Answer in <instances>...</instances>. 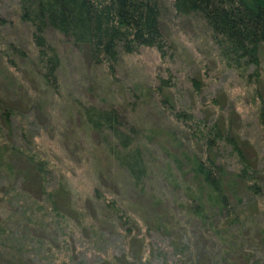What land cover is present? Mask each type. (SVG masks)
Wrapping results in <instances>:
<instances>
[{
	"label": "trees",
	"instance_id": "obj_1",
	"mask_svg": "<svg viewBox=\"0 0 264 264\" xmlns=\"http://www.w3.org/2000/svg\"><path fill=\"white\" fill-rule=\"evenodd\" d=\"M19 3L20 21L30 28L33 49L24 51L15 43L2 46V65L9 70L16 69L14 56L28 59L42 87L49 86L52 92L58 91V86H61L59 71L62 65L55 45L57 37L73 48L86 47L90 62L106 65L110 75L120 53L130 54L142 46L157 48L161 56L165 53L159 0H19ZM169 4L177 15L198 20L207 28L210 40L218 50L217 55L224 59L227 66L247 74L248 81L249 74L258 75L256 69L264 54V0H169ZM4 21L0 16V24ZM60 41L57 40L58 43ZM33 50L36 51L35 57ZM251 66L254 70L246 73ZM133 85L136 86L135 82ZM192 85L195 90L198 89L196 78H192ZM141 87V93L132 92L134 99L128 102L132 105L137 97L141 101L142 98L155 96V101L166 114L164 119L167 123H157L154 119L143 128L138 120L140 111L134 112L136 107L131 110L134 112L132 119L126 113L125 117L114 104L81 103L80 109L85 125L98 135L103 148L137 192L141 196H151L152 207H161L159 215L135 206L136 203L128 198L109 195L106 189L104 191L100 189L102 186L96 185L90 194L97 206L91 209L94 215L78 219V222H83L78 234L91 232L86 236H76L77 239L81 244L84 237L87 244L103 241L99 222L105 218L114 232L122 234V239L130 237V241L136 244L137 250L132 255L139 259L145 233L149 229L174 230L178 236H189V230L196 229L201 237L211 239L213 251L206 253L204 250L206 254L198 255L195 263L193 260L190 262L193 259L190 255L179 260L178 264H221V256L224 264L241 263L254 251L250 248L264 247V184L258 176L260 169L245 159L237 137L222 121L204 119L188 110L176 108L169 101L168 84L157 82L150 85L144 82ZM132 88L134 91L139 89ZM13 113L14 109L0 98V178L6 181L5 187L19 177L26 179L27 174L38 179V190L40 194L41 191L44 193L46 199L42 201V207L48 210V214L53 212L58 216L59 221L64 218L69 224L53 197L66 195V207L69 208L71 189L67 179L63 177L64 181L55 191L47 189L44 178L49 170L45 160L40 161L41 158L24 150L11 137L3 139V134L11 133ZM154 147L163 153L161 161H158L157 154L152 159L157 164H154L155 170L151 168L153 164L148 156ZM228 149L236 160L231 168L222 161L225 158L223 153ZM154 172L163 179L159 194L151 189L150 183L147 184ZM65 184L67 187H64ZM4 193L0 192V256L3 259L8 256L13 263L17 255L18 262L25 264L36 258L33 252L41 253L45 240L25 239L32 245L30 251L6 248L3 231L5 226L11 225V215L5 214L6 206L1 203ZM27 209L29 212L24 208L22 211L32 213L31 206ZM60 226L56 223L58 232L63 229ZM61 241L60 238L55 248L50 244L45 253L52 256L57 264H72L69 263V255L72 258L77 254L80 248L75 246L79 242L76 243V238L69 240L72 248L68 249L60 248ZM249 244L252 247H248ZM100 249L95 251L102 254L100 261L104 260L105 264H118L116 260L130 256L129 253L117 255Z\"/></svg>",
	"mask_w": 264,
	"mask_h": 264
},
{
	"label": "rangeland",
	"instance_id": "obj_2",
	"mask_svg": "<svg viewBox=\"0 0 264 264\" xmlns=\"http://www.w3.org/2000/svg\"><path fill=\"white\" fill-rule=\"evenodd\" d=\"M159 2L165 53L161 56L157 48L147 46L130 54L120 53L112 75L108 73L106 65L90 62L86 47L73 48L57 37L60 42L55 39V45L62 65L59 71L61 86H58V91L52 92L49 86L42 87L40 78L31 68L28 59L14 56L16 69L10 70L16 73L12 74L2 65L4 57L0 53V98L14 109L10 121L11 133L3 134V139L11 137L24 150L41 158L40 161L45 160L49 170L48 176L44 178L47 189L55 191L64 181L63 177L67 179L71 189L69 208L66 207V195L53 196L57 207L65 215V219L69 220L67 224L64 218L59 221L58 216L53 212L48 214V210L42 207V201L45 202L46 199L44 193L41 191L40 194L38 190V179L25 174L26 179L21 180L19 177V180L5 187L6 181L0 178V192H5L1 203L8 208L4 210L5 214L11 215V225L5 226L3 231L6 248L30 251L32 245L25 239L45 240V248H41V253L38 255L33 252V257L36 258H29L25 264H57L52 256L45 253L47 247H58L57 243L61 238L60 248H72L70 241L76 238L77 243L79 240L76 236H86L91 232L89 230L78 234V228L82 230L83 225L78 219L94 215L91 209H96L97 206L92 201L95 198L90 194L96 185L102 186L100 189L104 191L106 189L109 195L128 198L136 203L135 206L159 215L161 207H152L151 196H141L137 192L123 170L115 165L103 148L98 135L85 125L81 103L99 102L103 106L114 104L130 119L134 112L140 111L138 120L142 127L154 119L157 123H167L164 119L166 114L155 101V96L142 98L143 101H139L137 97L132 105L128 100L133 101L132 92L137 95L138 92L141 93L144 82L150 85L157 82L168 84L169 101L176 108L188 110L204 119H218L230 129L237 137L245 159L260 169L258 176L264 184V54L256 69L258 75L249 74L248 81L247 74L227 66L224 59L217 55L218 50L210 40L207 28L200 21L174 13L169 0ZM0 16L5 19L0 24V48L15 43L24 51L33 49L30 28L20 21L19 0H0ZM32 54L35 57L36 51L33 50ZM253 70L251 66L246 73ZM192 78L198 80L197 90L192 85ZM134 82L136 86L133 85ZM132 87L139 89L134 91ZM151 95H154L153 91ZM135 107L136 110L132 113ZM157 148L154 147L148 156L152 160L157 154L158 161H161L163 153ZM223 156L225 158L222 161L231 168L236 160L230 150H225ZM18 163L22 165L21 162ZM152 164L150 166L155 170L157 164L153 160ZM161 179L154 172L147 183L158 194L162 186ZM30 206L32 213L22 211L24 208L29 212L27 207ZM55 222L63 227L61 232L56 230ZM99 226L103 241L87 244V239L84 237L82 242V237V244L79 242L75 246L80 248L77 254L72 258L69 255V263L105 264L104 260L100 261L102 254L95 251L99 248L117 255L130 254L125 259L116 260L118 264H178L179 260L190 255L193 257L190 262L193 260L195 263L198 255L213 251L211 239L201 237L200 231L196 229L189 230V237L187 234L175 235L177 233L174 230L164 232L152 228L145 233V241L141 246L142 255L138 259L132 255L137 248L130 237L122 239V234L114 232L105 218L99 222ZM21 246L23 247L20 249ZM248 247H252V244ZM250 249L254 251L238 264H264V247ZM7 262L11 263L8 256L4 259L0 256V264ZM219 262L224 264L223 256L221 260L219 258ZM11 264H20L17 255Z\"/></svg>",
	"mask_w": 264,
	"mask_h": 264
}]
</instances>
